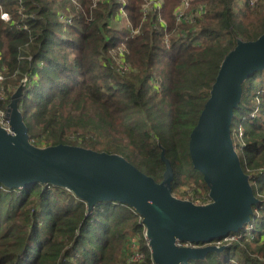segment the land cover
Here are the masks:
<instances>
[{
    "label": "trees",
    "instance_id": "obj_1",
    "mask_svg": "<svg viewBox=\"0 0 264 264\" xmlns=\"http://www.w3.org/2000/svg\"><path fill=\"white\" fill-rule=\"evenodd\" d=\"M125 1L126 21L138 30L132 37L126 25L117 26V0H0L10 15L9 22L0 19V108L26 79L18 109L32 143L119 155L158 183L163 150L173 171L172 193L192 181L207 197L190 162L189 135L225 55L237 40L264 34V0L254 8L250 0H192L189 11L205 10L181 24L173 13L180 0H162L158 13L165 25L157 12L142 10L145 0ZM258 77L264 82V70L243 82L234 112L244 143L234 144L258 200L246 225L252 228L223 251L189 264H263L264 92H256ZM231 130L233 137V122ZM132 234L145 254L142 262H128ZM150 257L141 218L126 205L88 210L59 187L0 186V264H151Z\"/></svg>",
    "mask_w": 264,
    "mask_h": 264
},
{
    "label": "water",
    "instance_id": "obj_2",
    "mask_svg": "<svg viewBox=\"0 0 264 264\" xmlns=\"http://www.w3.org/2000/svg\"><path fill=\"white\" fill-rule=\"evenodd\" d=\"M263 70L264 34L252 41L237 40L223 58L190 132L188 154L208 189L206 204L196 205L173 195V171L163 150L160 159L165 169L158 183L119 155L66 144L34 146L18 109L25 79L4 109L9 131L0 127V186L59 187L85 202L88 210L100 203L126 205L141 218L154 264L204 260L208 253L226 248L211 245L213 241L249 224L258 203L249 176L240 166L231 129L243 82Z\"/></svg>",
    "mask_w": 264,
    "mask_h": 264
},
{
    "label": "built area",
    "instance_id": "obj_3",
    "mask_svg": "<svg viewBox=\"0 0 264 264\" xmlns=\"http://www.w3.org/2000/svg\"><path fill=\"white\" fill-rule=\"evenodd\" d=\"M94 3L96 2H103L104 0H93ZM192 0H180L179 6L176 9L175 12V18L178 24L183 23H187V22H193L195 19H198L202 16L205 7L201 6L199 7L197 10L194 11H189L190 9V4H191ZM117 2L120 4L119 7V14H118V19H122L125 20V25L126 27H128L130 29V36L132 37L133 35L138 33V30H134L130 27L129 23L126 21L127 19V14L125 12L124 7L126 6V2L124 0H117ZM250 6L254 5V1L250 0L249 1ZM163 5V1L162 0H145V3L143 5L142 10H144V12H146L147 10L151 9L152 11L155 12H160L161 7ZM0 19L3 20L4 22H9L10 21V17L8 15V13L4 12L2 10V7L0 6ZM158 21L160 24L165 25V23L163 22L160 14L158 13V17H157ZM168 46V43H167ZM123 49H121L122 52ZM127 67L125 64L122 65V67L120 68V70H125ZM5 71V68L2 67L0 69V102L5 100V96H4V91H3V81H4V75L3 72ZM26 82V79H25ZM0 127L4 128L5 130L9 131V126H8V121L4 118V110L0 108ZM242 148V146H241ZM184 200H189L192 203L196 204V205H202V204H206L209 202V198L207 197H200L195 195H191L188 198H183ZM250 228V225L245 226L243 229H245V231H248ZM240 232V231H239ZM238 233L236 234H231L228 235L220 240H215L211 243V245L216 246V247H222V246H226L228 245L227 243L229 242V240L231 239L230 236H235V235H239V237H241V235ZM137 235H131L129 239L130 240V255L128 256V262H142L145 259V254L143 251L140 250L139 248V243H137ZM143 238L145 241L146 246L148 247V241L145 237V232H144V227H143ZM179 246H189V247H197V245L194 244H178ZM199 246V245H198ZM151 259V257H150ZM151 264H154L151 261Z\"/></svg>",
    "mask_w": 264,
    "mask_h": 264
},
{
    "label": "rangeland",
    "instance_id": "obj_4",
    "mask_svg": "<svg viewBox=\"0 0 264 264\" xmlns=\"http://www.w3.org/2000/svg\"><path fill=\"white\" fill-rule=\"evenodd\" d=\"M242 1H244V0H242ZM253 1H254V5L255 6L257 5L256 3L259 2V0H253ZM254 5L253 6H249V7L250 8H254L255 7ZM178 6H179V3H178ZM176 9H177V7L173 10V13L174 14L176 12ZM9 17H10V15H9ZM175 21H176V18H175ZM163 22L165 23L164 20H163ZM176 23H177V21H176ZM117 26L125 27V21L124 20H119ZM259 79L260 78L258 77L256 79L257 82H255L257 84V86H258V90L256 92L258 94L259 93L262 94V92H264V88H263L264 82H261L262 79L261 80H259ZM257 102H256V105L255 106H258V103ZM256 111H257V107H255V109H254V112H256ZM254 112L251 114V117H253V116L256 115V114H254ZM250 119H252V118H250ZM232 122L234 124V129H237L236 132H235V134L233 135L232 139H234V143L235 144L238 143L240 146L243 147V144L244 143L240 139V135L243 132V128L242 127L241 128H237L238 127V120H237L236 115L233 116V121ZM30 142L32 143L31 140H30ZM32 144L34 146H36V147H39V148H44V147H46L48 145V143L46 141H44V140H39V141H36L35 140V142H33ZM241 153L242 152L238 150V155H240ZM194 187H197V186H194V183H192V181L191 182H184L183 181L179 185L178 189L174 191L173 195L176 196V197L178 196L179 198H185V199L188 198L191 195H193V196L197 195V196H199V198L206 195V194H204V191L200 187H198V188H194ZM251 228L252 227H250L249 229H251ZM230 237H231V239L229 240V242H234L236 239L239 238V235L230 236ZM136 238H137V236H136ZM130 240L131 239H129V241H128L129 244H130ZM137 243H138V238H137ZM140 248H141V245H140ZM129 255H130V251H129ZM199 261H203V260H199ZM262 263L264 264V259H262Z\"/></svg>",
    "mask_w": 264,
    "mask_h": 264
}]
</instances>
